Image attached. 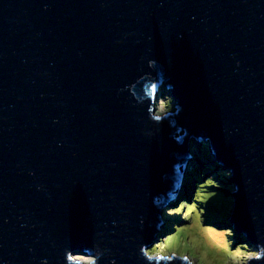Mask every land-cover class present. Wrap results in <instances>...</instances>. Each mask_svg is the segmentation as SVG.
Listing matches in <instances>:
<instances>
[{"label":"water","instance_id":"water-1","mask_svg":"<svg viewBox=\"0 0 264 264\" xmlns=\"http://www.w3.org/2000/svg\"><path fill=\"white\" fill-rule=\"evenodd\" d=\"M191 143L264 264V0H0V264H192L147 252Z\"/></svg>","mask_w":264,"mask_h":264},{"label":"rangeland","instance_id":"rangeland-1","mask_svg":"<svg viewBox=\"0 0 264 264\" xmlns=\"http://www.w3.org/2000/svg\"><path fill=\"white\" fill-rule=\"evenodd\" d=\"M173 108V100L167 93L161 91L155 105L156 115L162 116L171 113ZM204 145H209V143H202L201 147L194 148H192L191 143L190 147L193 153L187 163V171L183 175L182 186L179 187L177 196L167 200V203L161 207L162 225L160 230L155 232L151 241L152 247L147 252L154 256L172 257L175 255L180 258L187 257L192 264H249V261L257 256L258 252L251 247L241 250V244H245L246 237L236 230L234 222L229 219L233 207L231 202L233 193L231 192L234 191V188L229 190L226 186L233 187L229 184L231 174L220 166L215 158L212 162L203 158ZM210 167L213 169L212 172L208 170ZM196 171L199 172V175L203 174V181L211 178L219 171L228 172L224 180L226 186L223 187L225 195L223 203L226 199H230V203L224 217L225 221H222V223L211 224L205 216V212L215 211L214 206L216 205L214 204H219L218 201H213L214 204L204 205L205 212L202 210L201 213L192 210L191 204H184V201L177 205L179 201L184 200L183 196L186 194V196L189 195V199H192L193 193L197 192L195 183L197 179L194 176ZM185 205L186 210L184 209ZM189 206L190 208H187ZM181 211H184V213L178 214ZM218 212L219 210L213 212L214 215L212 216L217 218ZM176 215L178 216L176 217ZM169 224H172L171 228ZM229 230H233V233ZM231 235L235 237H230ZM78 255L90 258L82 252H78ZM78 258L81 260V256Z\"/></svg>","mask_w":264,"mask_h":264},{"label":"trees","instance_id":"trees-1","mask_svg":"<svg viewBox=\"0 0 264 264\" xmlns=\"http://www.w3.org/2000/svg\"><path fill=\"white\" fill-rule=\"evenodd\" d=\"M202 154H203V158L206 161L212 162L214 160L213 156L211 155V151H210V148L208 145L203 146V153ZM208 170L210 172L213 171V169L211 167ZM220 171L217 172L216 174L212 175L211 178L204 180V181H203V177H202L203 174L199 175V172L196 171L195 172L196 175L194 174V176H195V179H197L195 182L197 185V192H195V194L193 193L192 199H189L188 198L189 195L186 196L187 195L186 194L185 196H183L184 200H181V201L185 202L184 204H191V209L194 211H198L199 213H201L202 210L205 212L204 205H207L209 203L214 204V203H212L213 201H218L219 204H214V205H216V206H214L215 211L219 210V212L217 213L218 214L217 218L216 217L214 218L212 216V215H214V213H213V212H215L214 210H212L209 213L205 212V214H206L205 216H207L208 222L211 224L212 223L218 224L219 222L222 223V221H225L224 217L226 214L228 204L230 203V201H229L230 199H226V201L223 203L224 197H225L223 187L226 186V182H224V180H225L228 172H226V171L220 172ZM226 187L229 190L233 189L232 186H226ZM185 207H186V205L184 206V209L186 210ZM187 208H190V206ZM182 212L184 213V211H181L178 214H183ZM177 216L178 215H176V217ZM169 225L171 228L172 224H169ZM229 231L233 233V230H229ZM230 237H235V236L231 235ZM241 246H242L241 250H245L247 248L246 244H241Z\"/></svg>","mask_w":264,"mask_h":264},{"label":"snow or ice","instance_id":"snow-or-ice-1","mask_svg":"<svg viewBox=\"0 0 264 264\" xmlns=\"http://www.w3.org/2000/svg\"><path fill=\"white\" fill-rule=\"evenodd\" d=\"M157 119H159L160 117H156ZM146 255H148V253H146ZM172 257H164V256H158L155 257L156 260H164V259H171ZM185 260L187 259V257H183ZM150 259H152V257L150 256Z\"/></svg>","mask_w":264,"mask_h":264},{"label":"bare ground","instance_id":"bare-ground-1","mask_svg":"<svg viewBox=\"0 0 264 264\" xmlns=\"http://www.w3.org/2000/svg\"><path fill=\"white\" fill-rule=\"evenodd\" d=\"M188 163V162H187ZM182 186V185H181ZM164 256V255H162ZM81 260L83 263H89L91 261V258H88V257H81Z\"/></svg>","mask_w":264,"mask_h":264},{"label":"clouds","instance_id":"clouds-1","mask_svg":"<svg viewBox=\"0 0 264 264\" xmlns=\"http://www.w3.org/2000/svg\"><path fill=\"white\" fill-rule=\"evenodd\" d=\"M182 202V201H181ZM162 223L159 225V228L161 227Z\"/></svg>","mask_w":264,"mask_h":264}]
</instances>
